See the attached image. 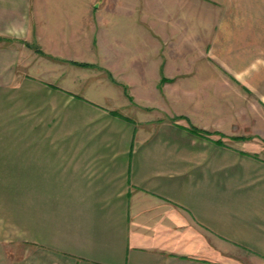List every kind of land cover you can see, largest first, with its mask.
I'll use <instances>...</instances> for the list:
<instances>
[{
  "label": "crops",
  "instance_id": "obj_1",
  "mask_svg": "<svg viewBox=\"0 0 264 264\" xmlns=\"http://www.w3.org/2000/svg\"><path fill=\"white\" fill-rule=\"evenodd\" d=\"M135 6L0 0V264H264V66Z\"/></svg>",
  "mask_w": 264,
  "mask_h": 264
},
{
  "label": "rangeland",
  "instance_id": "obj_2",
  "mask_svg": "<svg viewBox=\"0 0 264 264\" xmlns=\"http://www.w3.org/2000/svg\"><path fill=\"white\" fill-rule=\"evenodd\" d=\"M91 1V0H86ZM95 1V0H92ZM132 2L136 4L135 12L150 18L151 22L163 15L167 19L180 18L182 21V47L189 45L198 51L206 50L211 55L224 56L222 62L230 69H236L246 61L257 62L264 66V0H111ZM148 6H147V5ZM168 36L173 34V26H165ZM247 36L245 42H237L239 46L232 48L231 43L236 36ZM255 36V39L253 38ZM192 37V38H191ZM250 38V41L248 40ZM191 39V40H189ZM231 41V42H230ZM230 42V43H229ZM229 43V44H228ZM230 45V48H227ZM187 47V49H190ZM186 49V48H185ZM243 49L245 50L243 53ZM238 50H240L238 52ZM248 55L247 58L243 57ZM248 65V64H247ZM253 65V64H251ZM264 78V72H263ZM46 96V95H45ZM60 102L59 109L54 110V129H76V121L62 123L61 107H72V104L54 97ZM72 110V108H71ZM41 112V111H39ZM28 110L23 108V114ZM39 119L43 118L38 114ZM40 124V121H39ZM24 125V124H23ZM24 128V127H23ZM40 129V128H39Z\"/></svg>",
  "mask_w": 264,
  "mask_h": 264
},
{
  "label": "trees",
  "instance_id": "obj_3",
  "mask_svg": "<svg viewBox=\"0 0 264 264\" xmlns=\"http://www.w3.org/2000/svg\"><path fill=\"white\" fill-rule=\"evenodd\" d=\"M37 51H39V50L37 49ZM191 131L194 132V133H197L199 135H206L205 132H203L201 130H198V129L194 128V127L191 128Z\"/></svg>",
  "mask_w": 264,
  "mask_h": 264
}]
</instances>
